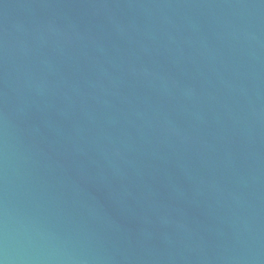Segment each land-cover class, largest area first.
<instances>
[{
	"label": "water",
	"instance_id": "1",
	"mask_svg": "<svg viewBox=\"0 0 264 264\" xmlns=\"http://www.w3.org/2000/svg\"><path fill=\"white\" fill-rule=\"evenodd\" d=\"M0 264H264V0H0Z\"/></svg>",
	"mask_w": 264,
	"mask_h": 264
}]
</instances>
